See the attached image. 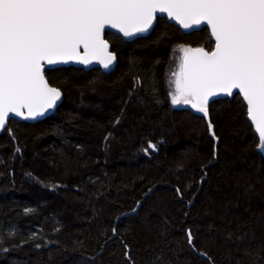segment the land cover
Here are the masks:
<instances>
[{"label":"trees","instance_id":"trees-1","mask_svg":"<svg viewBox=\"0 0 264 264\" xmlns=\"http://www.w3.org/2000/svg\"><path fill=\"white\" fill-rule=\"evenodd\" d=\"M106 39L112 72L46 71L59 107L0 134V264H264V158L241 97L209 104L212 133L170 102L175 46L211 51L208 29L158 18Z\"/></svg>","mask_w":264,"mask_h":264},{"label":"snow or ice","instance_id":"snow-or-ice-1","mask_svg":"<svg viewBox=\"0 0 264 264\" xmlns=\"http://www.w3.org/2000/svg\"><path fill=\"white\" fill-rule=\"evenodd\" d=\"M157 13L183 29L206 24L215 41L211 51L179 47L172 104L207 116L211 97L238 90L264 151V0H0V130L10 114L35 119L55 106L61 93L45 80V65L96 59L108 69L115 55L105 28L135 38Z\"/></svg>","mask_w":264,"mask_h":264},{"label":"water","instance_id":"water-1","mask_svg":"<svg viewBox=\"0 0 264 264\" xmlns=\"http://www.w3.org/2000/svg\"><path fill=\"white\" fill-rule=\"evenodd\" d=\"M156 16H157V19L153 22V27L150 28L149 31H148L147 33L138 34L137 37H135V38H126V37H123V34H122V33H119L116 29L107 28V27L105 28V30H104V34H103V38L105 39V41H106V42L108 43V45H109V49H108V51H109L110 53H112V54L115 55V60H114L113 64H112L108 69H105V68L103 67V65H102L101 63H99V61L96 60V59H93V60L91 61V63H89V64H82V63H79V62H77V61H75V60H71V61H68L67 63H61V64H56V65H45V66H44V72H43L45 80L48 82V84H49L50 87H54V86H52V85L49 83V81H48V79H47V77H46L45 72L48 71V70H53V69H57V68H61V67H76V68H82V69H84V70H90V69H97V68H98V69H101L104 73H110V72H112V71L115 69V67L117 66V55L112 51L111 44H110V43L108 42V40L106 39V34H107L108 32H110V33H113V34H115V35H118V36L122 37V38H123L124 40H126V41H133V40H135V39H137V38L148 36V35L153 31V29L155 28L158 18H166L167 21H168L170 24L175 25L177 28H179V29H180L182 32H184V33H191V32H193V31H197V30H200V29H202V28L205 27V28L208 29L209 34H210V36H211V29H210V27H209L208 25H206V24H201L200 26H198V27H194V28H191V29H183V28H182L179 24H177L174 20H169V19L167 18V14H166V13H157ZM211 38H212V40L214 41V38H213V37H211ZM214 43H215V41H214ZM213 48H214V47H213ZM81 51H82V50H81ZM55 88H56V87H55ZM57 89H58V90L60 91V93H61V96H60L59 100H57L55 106H54L53 108L47 110L43 116H38V117H36L35 119H25V118L22 117V116H15V115L10 114V117H9L8 122H9L11 119H16V120H26V121H28L29 123H36L37 121H40V120L46 118L47 116L51 115L52 113H54V112L56 111V109L59 107V105L61 104L62 100H63V94H62V91H61L59 88H57ZM236 94H238V95L241 97L242 101L244 102V104H245V106H246V101H244L242 94H239V93H238V90H233V94H232V95H227V94H224V93H220V94L217 95V96H213V97H211V98L209 99L208 106H209L210 103H212L213 101H216V100H220V99H232L233 96L236 95ZM246 107H247V106H246ZM184 108L188 109L189 111H191L192 113H194V114H196V115L204 116V117H205V120L207 121V123H208V124L211 123V122H210V119H209V113H208L207 116H205L203 113L198 112V111H196L194 108H192L190 104L185 105ZM246 112H247V110H246ZM26 114H27V113L25 112V115H26ZM246 117H247V120L249 121V123L252 125L253 130H254V133H255V135L257 136V138H258V143H259V133L256 131L255 125L251 122V120H250V118L248 117V115H246ZM8 122H7L6 126L8 125ZM211 125H212V128L209 129V130H210V132L212 133V132H213V124L211 123ZM6 126H5V127H6ZM2 132H3V130H0V134H1ZM256 151H257V152H258V153L264 158V151L259 150V149H258V145H257V147H256ZM189 233H190V232L188 231V232H187V235H188ZM188 238H189V235H188ZM192 241H193V239H192V236H191V243H192ZM191 243H189V244H191Z\"/></svg>","mask_w":264,"mask_h":264},{"label":"flooded vegetation","instance_id":"flooded-vegetation-1","mask_svg":"<svg viewBox=\"0 0 264 264\" xmlns=\"http://www.w3.org/2000/svg\"><path fill=\"white\" fill-rule=\"evenodd\" d=\"M107 35V34H106ZM214 42V41H213ZM179 47L180 46H175V48H174V50H173V54H172V67H171V78H172V80H171V78H170V85H171V93L172 92H174V79H175V77H174V75H173V73H175L176 72V65H178L177 67H179V64H180V55H181V53H180V51H179ZM185 47H187V46H185ZM213 47H214V43H213V46H212V49H213ZM172 81V82H171ZM236 95H238V94H236ZM236 95H234L233 96V98L236 96ZM232 98V99H233ZM170 102H171V94H170ZM244 103V102H243ZM171 104H172V102H171ZM185 105L186 104H179V105H173L172 104V106L175 108V109H181V108H184L185 107Z\"/></svg>","mask_w":264,"mask_h":264},{"label":"rangeland","instance_id":"rangeland-1","mask_svg":"<svg viewBox=\"0 0 264 264\" xmlns=\"http://www.w3.org/2000/svg\"><path fill=\"white\" fill-rule=\"evenodd\" d=\"M181 53V52H180ZM182 56V53H181V55H180V57ZM178 65H176V72H178L179 71V67H177ZM172 77V76H171ZM171 80H172V78H171ZM172 82V81H171Z\"/></svg>","mask_w":264,"mask_h":264}]
</instances>
